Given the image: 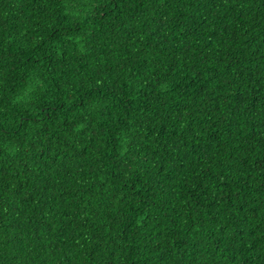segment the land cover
<instances>
[{
    "label": "trees",
    "instance_id": "trees-1",
    "mask_svg": "<svg viewBox=\"0 0 264 264\" xmlns=\"http://www.w3.org/2000/svg\"><path fill=\"white\" fill-rule=\"evenodd\" d=\"M0 264H264V0H0Z\"/></svg>",
    "mask_w": 264,
    "mask_h": 264
}]
</instances>
